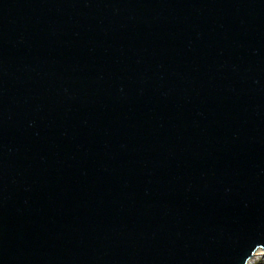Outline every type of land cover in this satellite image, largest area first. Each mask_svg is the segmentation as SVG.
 <instances>
[{
	"label": "water",
	"instance_id": "95a60500",
	"mask_svg": "<svg viewBox=\"0 0 264 264\" xmlns=\"http://www.w3.org/2000/svg\"><path fill=\"white\" fill-rule=\"evenodd\" d=\"M264 253V0H0V264Z\"/></svg>",
	"mask_w": 264,
	"mask_h": 264
},
{
	"label": "rangeland",
	"instance_id": "374dc122",
	"mask_svg": "<svg viewBox=\"0 0 264 264\" xmlns=\"http://www.w3.org/2000/svg\"><path fill=\"white\" fill-rule=\"evenodd\" d=\"M252 264H264V256L259 257Z\"/></svg>",
	"mask_w": 264,
	"mask_h": 264
},
{
	"label": "bare ground",
	"instance_id": "6f19581e",
	"mask_svg": "<svg viewBox=\"0 0 264 264\" xmlns=\"http://www.w3.org/2000/svg\"><path fill=\"white\" fill-rule=\"evenodd\" d=\"M261 256H264V253H262V254L256 253V254L253 256V258L251 259L250 264H252L256 259H258V258L261 257Z\"/></svg>",
	"mask_w": 264,
	"mask_h": 264
}]
</instances>
